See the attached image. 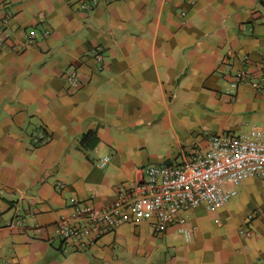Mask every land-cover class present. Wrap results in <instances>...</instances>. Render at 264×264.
I'll list each match as a JSON object with an SVG mask.
<instances>
[{
  "label": "crops",
  "instance_id": "crops-1",
  "mask_svg": "<svg viewBox=\"0 0 264 264\" xmlns=\"http://www.w3.org/2000/svg\"><path fill=\"white\" fill-rule=\"evenodd\" d=\"M0 31V264H264L259 176L164 233L129 220L76 249L55 232L71 198L107 207L145 167L264 126V0H0Z\"/></svg>",
  "mask_w": 264,
  "mask_h": 264
},
{
  "label": "built area",
  "instance_id": "built-area-1",
  "mask_svg": "<svg viewBox=\"0 0 264 264\" xmlns=\"http://www.w3.org/2000/svg\"><path fill=\"white\" fill-rule=\"evenodd\" d=\"M28 42L32 39L28 38ZM64 76L70 89L80 87L75 68H66ZM234 79L233 86L241 79L248 80L254 88L263 85L261 81L251 79L247 71L237 72ZM44 137L40 131L35 141ZM208 137L207 148L190 159L179 164L145 167L143 180L131 183L127 191L107 207L77 204L76 199L71 198L73 213L57 220L56 234L72 244V248L83 249L94 238L114 231L129 220L153 219L154 230L164 233L177 212L201 205L215 211L237 195L236 186L246 178L259 176L264 179V126L253 125L245 135L224 132ZM108 160L109 156H105L101 164ZM62 186V182L55 184L57 189ZM180 232L187 241L190 239V231L180 228Z\"/></svg>",
  "mask_w": 264,
  "mask_h": 264
},
{
  "label": "trees",
  "instance_id": "trees-1",
  "mask_svg": "<svg viewBox=\"0 0 264 264\" xmlns=\"http://www.w3.org/2000/svg\"><path fill=\"white\" fill-rule=\"evenodd\" d=\"M98 143V137L95 131L84 133L79 139V147H94Z\"/></svg>",
  "mask_w": 264,
  "mask_h": 264
},
{
  "label": "rangeland",
  "instance_id": "rangeland-1",
  "mask_svg": "<svg viewBox=\"0 0 264 264\" xmlns=\"http://www.w3.org/2000/svg\"><path fill=\"white\" fill-rule=\"evenodd\" d=\"M5 262L8 264L7 260H1V264H6Z\"/></svg>",
  "mask_w": 264,
  "mask_h": 264
}]
</instances>
